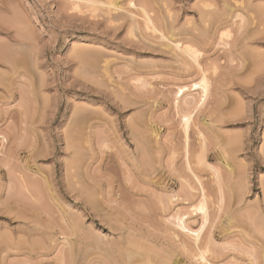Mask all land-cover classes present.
Here are the masks:
<instances>
[{
  "label": "rangeland",
  "instance_id": "obj_1",
  "mask_svg": "<svg viewBox=\"0 0 264 264\" xmlns=\"http://www.w3.org/2000/svg\"><path fill=\"white\" fill-rule=\"evenodd\" d=\"M92 1L0 0V264H264V0Z\"/></svg>",
  "mask_w": 264,
  "mask_h": 264
},
{
  "label": "bare ground",
  "instance_id": "obj_2",
  "mask_svg": "<svg viewBox=\"0 0 264 264\" xmlns=\"http://www.w3.org/2000/svg\"><path fill=\"white\" fill-rule=\"evenodd\" d=\"M88 2H90V3H94L92 0H87ZM132 3V2H131ZM130 2L128 3V6H129V4H131ZM120 6V5H119ZM118 6V4H115L113 7L117 10H119L120 9V7ZM132 6V5H131ZM144 8V7H143ZM140 9H142V8H140ZM122 10V9H121ZM141 12H142V14L145 16V19H144V23H145V26H151L152 24H154V23H152V21H151V18L149 19V16H147V12H145L143 9L141 10ZM142 14H141V16H142ZM135 22V21H134ZM133 22V23H134ZM133 23H132V25H133ZM143 23V22H142ZM135 25H136V22L134 23ZM151 27H153V26H151ZM132 28V27H131ZM130 28V29H131ZM147 28V27H146ZM134 30L136 29L135 27L133 28ZM147 29H149V28H147ZM152 29V28H151ZM133 30V31H134ZM153 30H155V29H152V31ZM155 31H157V30H155ZM154 32V31H153ZM171 34V33H170ZM171 36H172V34H171ZM169 39V38H168ZM170 43H171V40H170ZM173 43V42H172ZM176 43V42H175ZM174 45V44H173ZM176 46V47H175ZM174 48H179L177 45H174ZM180 50H182V51H180ZM179 51L180 52H182V53H184V54H186V55H188L189 56V58H191V56H192V59L194 58L193 56L194 55H192L193 54V51L194 50H192V48L191 47H184L183 49H180ZM195 56H196V54H195ZM197 57V56H196ZM194 60H196L195 58H194ZM197 61V60H196ZM196 61H193V62H195L196 63ZM199 74H200V72H199ZM202 75H203V77H201V78H203L202 80H200L198 83H197V85L196 84H194V87H196L195 89H199L200 90V93L202 94V100L204 101L205 100V98L207 97V92H208V88H207V84H206V81H205V79H204V74L202 73ZM200 83V84H199ZM184 88H186V87H182L180 90H178L179 92L178 93H181L182 95H184V93H182L183 91L182 90H184ZM189 90V89H188ZM185 92V91H184ZM200 94V95H201ZM183 97V96H182ZM201 98V97H200ZM198 104V103H197ZM202 105V104H201ZM200 105V106H201ZM184 121H183V123H184V125H185V129H188V125H189V117L188 116H185L184 117V119H183ZM217 172V171H216ZM215 172V173H216ZM216 175V174H215ZM217 176V175H216ZM218 177V176H217ZM200 210L202 211V207L200 208ZM204 216H206V214H204ZM183 219V218H182ZM179 220V228H180V230L182 231V232H184L187 236L188 235H190V236H192L193 237V240H194V242L197 244V242H199V239H200V236H201V233L203 232V229H204V225L205 224H203V226L199 229V230H197V231H191V229L189 230L187 227H186V225H185V222H183V220ZM205 219H206V217H205ZM207 221V220H206ZM202 255V254H201ZM203 255H205V254H203ZM202 255V256H203ZM201 256V257H202ZM200 257V258H201ZM204 258V257H203ZM205 260V259H204Z\"/></svg>",
  "mask_w": 264,
  "mask_h": 264
}]
</instances>
